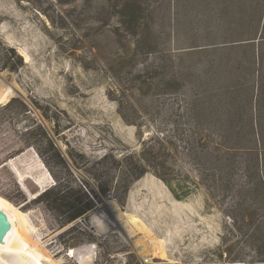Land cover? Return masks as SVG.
I'll use <instances>...</instances> for the list:
<instances>
[{
  "label": "rangeland",
  "instance_id": "obj_1",
  "mask_svg": "<svg viewBox=\"0 0 264 264\" xmlns=\"http://www.w3.org/2000/svg\"><path fill=\"white\" fill-rule=\"evenodd\" d=\"M233 2L221 21L194 12L199 30L194 42L210 51L182 56L167 34L162 10L151 15L150 43L136 52L135 39L122 27L112 0H0V60L6 43L24 63L17 71L0 69V88L19 86L22 93L9 101L19 97L29 106L23 111L18 103L0 105V195L27 211L36 227L34 237L53 258L82 264L77 255L69 257L68 250L98 236L102 253L91 264H118L117 254L130 246L138 252L130 254L128 264H142L141 257L151 264H228L227 246L233 243L251 260L253 252L243 237L247 226L233 233V220L224 212L233 201L243 202L242 195L225 198L211 189L220 195L208 198L202 167L185 157L181 143L189 136L203 137L223 142L238 154L251 147V139L260 138L258 150L264 155V0ZM184 22L187 27L190 17ZM190 100L198 104L194 113L187 107ZM34 122L44 127L67 161L71 175L49 160L57 175L81 184L79 177L97 198L106 217L98 224L99 235L82 223L72 231L67 229L70 222L60 225L38 196L29 199L26 193L27 200L20 198L19 179L7 164L12 157L19 155L18 166L32 177L26 181L31 192L39 189L37 176L51 173L37 147L25 146ZM166 135L177 147L170 168L186 186L180 190L182 198L151 171L125 193L114 180L110 189L115 188V196L107 197L94 169L79 156L98 161L110 153L121 159L138 154L149 137ZM36 142L48 154L41 134ZM158 151L162 160L170 155L167 143L158 144ZM114 166L111 158L97 165ZM51 175L44 183L50 187L56 182ZM115 205L142 218L151 238L139 233L130 239ZM238 224L242 226V220ZM251 232L259 234L255 226ZM152 240L164 242V257L155 253Z\"/></svg>",
  "mask_w": 264,
  "mask_h": 264
},
{
  "label": "trees",
  "instance_id": "obj_2",
  "mask_svg": "<svg viewBox=\"0 0 264 264\" xmlns=\"http://www.w3.org/2000/svg\"><path fill=\"white\" fill-rule=\"evenodd\" d=\"M233 4L235 5L233 0H112V6L119 16L122 27L127 34L135 39L136 52L150 43L149 34L154 29L151 15L162 10L165 13L164 22L167 26V34L179 46L182 56L210 51L194 42L199 37L194 12L201 10L207 12L216 21H221ZM171 9H173V13ZM186 16L190 17L187 27L184 26ZM4 48L6 51L3 60H0V69L17 71L21 65H24L22 56L17 53L14 47L7 46L6 43ZM161 77V79L167 80L166 76ZM209 92V89H205L204 96L208 97ZM15 103L19 104L21 110H29L28 104L19 97L12 98L1 108L11 107ZM187 107L191 113H194L198 104L190 100ZM34 124L36 122L31 124V128L28 129L30 138L25 141V146L37 147L56 178V184L46 189L37 198L47 211L59 218V223L63 226L92 208L93 199L83 185L74 183L70 176L60 177L57 175L49 160H54L66 175H71L67 161L59 151L57 144L47 135L44 127L41 124ZM38 134L43 136V143L48 149V154L40 150L39 144L36 142ZM181 141L185 157L195 163L196 167H202L200 168L201 183L210 190L208 198H218L220 195L211 192V189L222 192L225 198L231 193L232 196L238 193L242 195L243 202L233 201L230 206L225 208L224 212L230 215L233 220L231 224L233 233L238 232L243 228V225L247 226L248 232H245L243 237L253 255L251 260H247L242 252L237 250V244L233 243L227 246L228 264H264V155L258 150L261 139H251V147L240 150L239 155L235 153L238 150H232L227 144L218 143V140L189 136ZM164 143L168 144L170 155L162 160L158 144L163 145ZM176 149L174 141L169 136H152L143 142L138 154H128L121 159L114 158L110 153L98 161H93L83 154L79 156L88 169H94L93 173L100 181L103 193L110 190L114 180H116V186L125 193L135 180L147 171H151L170 186L176 197L182 198L184 195L180 193V190H184L186 186L182 180L174 176V171L170 168L171 158ZM72 155L75 157L73 153ZM109 158L115 162L113 168L97 167ZM5 165L2 163L1 167ZM187 177L195 184H200L190 174ZM19 185L17 184V189L20 198L27 200L26 192ZM190 192L187 191L186 194ZM239 220H242V226H239ZM254 226L259 232L257 237L251 232ZM220 255L222 257L223 253Z\"/></svg>",
  "mask_w": 264,
  "mask_h": 264
},
{
  "label": "bare ground",
  "instance_id": "obj_3",
  "mask_svg": "<svg viewBox=\"0 0 264 264\" xmlns=\"http://www.w3.org/2000/svg\"><path fill=\"white\" fill-rule=\"evenodd\" d=\"M18 87L15 85L5 86L3 84L0 88V102L4 101L6 103L15 93H22ZM19 157L11 158L7 164L11 165V169L18 177L21 187L31 197L29 199L36 198L50 187L44 183L52 177V172L49 173L47 171L49 176L47 173L45 176H37L34 181L39 186V189L36 192H31L27 187L26 181L32 177L28 173H24L18 166L16 161ZM115 207L118 211L117 217L125 223V230L130 239L139 233H143L145 237L151 238V230L142 218L134 213L122 212L117 205ZM0 208L6 211L12 222V229L6 236L5 241L0 242V264H63L61 260L53 258L43 246V243L34 237L33 233L36 227L29 221L27 211L2 195H0ZM35 235L37 237V234ZM152 242L155 253L164 257V242L162 240H152ZM142 245L145 246L144 243ZM135 248H138V242L135 243ZM73 250L80 259L79 262L81 261L82 264L92 263V252L86 251L82 247H77Z\"/></svg>",
  "mask_w": 264,
  "mask_h": 264
},
{
  "label": "built area",
  "instance_id": "obj_4",
  "mask_svg": "<svg viewBox=\"0 0 264 264\" xmlns=\"http://www.w3.org/2000/svg\"><path fill=\"white\" fill-rule=\"evenodd\" d=\"M80 183L85 187L87 190V186L83 183V181L78 177ZM56 182L54 181V184ZM107 197L114 198L115 196V188H112L108 190L106 193H104ZM91 197L93 199V206L90 208L87 212H85L82 216L76 218L75 220L71 221L67 225L68 230H73L75 227H78V223H82L89 231H92L96 235H99L97 231L100 230L101 227L98 226V224L101 222V220H104L105 213L98 205L97 198L91 194ZM97 224V225H96ZM101 239L97 236L96 239L88 240L86 243L83 244L82 248H84L86 251L92 252V256L94 258H97L102 252L101 247ZM74 248H70L67 252V255L71 258H74L76 256V253L73 250ZM138 252L135 249H133L131 246L117 254V260L118 264H128L129 262V256L130 254ZM148 257H141V263L142 264H151L149 263Z\"/></svg>",
  "mask_w": 264,
  "mask_h": 264
},
{
  "label": "water",
  "instance_id": "obj_5",
  "mask_svg": "<svg viewBox=\"0 0 264 264\" xmlns=\"http://www.w3.org/2000/svg\"><path fill=\"white\" fill-rule=\"evenodd\" d=\"M2 76H3L2 73H0V77ZM2 104H5V102L4 101L0 102V105ZM11 229H12V222L8 214L6 213V211L0 208V242L5 241L6 236L8 235Z\"/></svg>",
  "mask_w": 264,
  "mask_h": 264
},
{
  "label": "crops",
  "instance_id": "obj_6",
  "mask_svg": "<svg viewBox=\"0 0 264 264\" xmlns=\"http://www.w3.org/2000/svg\"><path fill=\"white\" fill-rule=\"evenodd\" d=\"M258 139H260V138H258Z\"/></svg>",
  "mask_w": 264,
  "mask_h": 264
}]
</instances>
